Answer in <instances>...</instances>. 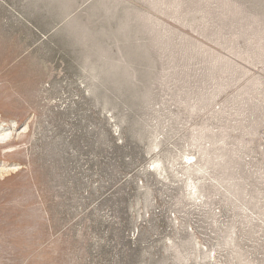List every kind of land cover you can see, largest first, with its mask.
I'll list each match as a JSON object with an SVG mask.
<instances>
[{"label": "rangeland", "instance_id": "1", "mask_svg": "<svg viewBox=\"0 0 264 264\" xmlns=\"http://www.w3.org/2000/svg\"><path fill=\"white\" fill-rule=\"evenodd\" d=\"M9 134L0 264H264V0H0Z\"/></svg>", "mask_w": 264, "mask_h": 264}, {"label": "bare ground", "instance_id": "2", "mask_svg": "<svg viewBox=\"0 0 264 264\" xmlns=\"http://www.w3.org/2000/svg\"><path fill=\"white\" fill-rule=\"evenodd\" d=\"M3 130V129H2ZM13 133V132H11ZM4 134V133H3ZM9 138H11V134L9 135H1V138H0V145L2 144V142H5L7 140H9ZM2 169V168H1ZM11 169V168H10ZM13 171V170H12ZM8 173V172H7Z\"/></svg>", "mask_w": 264, "mask_h": 264}]
</instances>
